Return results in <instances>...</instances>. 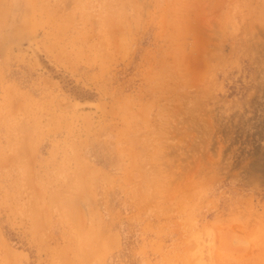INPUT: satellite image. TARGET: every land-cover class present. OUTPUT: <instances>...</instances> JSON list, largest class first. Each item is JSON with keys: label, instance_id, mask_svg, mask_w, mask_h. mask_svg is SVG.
I'll return each mask as SVG.
<instances>
[{"label": "rangeland", "instance_id": "obj_1", "mask_svg": "<svg viewBox=\"0 0 264 264\" xmlns=\"http://www.w3.org/2000/svg\"><path fill=\"white\" fill-rule=\"evenodd\" d=\"M0 264H264V0H0Z\"/></svg>", "mask_w": 264, "mask_h": 264}, {"label": "bare ground", "instance_id": "obj_2", "mask_svg": "<svg viewBox=\"0 0 264 264\" xmlns=\"http://www.w3.org/2000/svg\"><path fill=\"white\" fill-rule=\"evenodd\" d=\"M3 20H4V19H3ZM96 245H97V244H96ZM103 245H104V244H103ZM100 246H101V244H100ZM97 248H98V247H97ZM97 248H95V251H94V253H96V251H97L96 249H97ZM100 248H101V247H100Z\"/></svg>", "mask_w": 264, "mask_h": 264}]
</instances>
